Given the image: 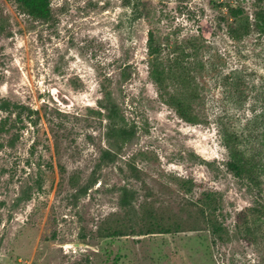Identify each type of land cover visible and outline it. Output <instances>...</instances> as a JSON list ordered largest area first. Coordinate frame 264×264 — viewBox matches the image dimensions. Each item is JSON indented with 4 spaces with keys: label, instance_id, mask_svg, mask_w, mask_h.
<instances>
[{
    "label": "rangeland",
    "instance_id": "rangeland-1",
    "mask_svg": "<svg viewBox=\"0 0 264 264\" xmlns=\"http://www.w3.org/2000/svg\"><path fill=\"white\" fill-rule=\"evenodd\" d=\"M50 3L0 0V264H264V36L228 33L264 2Z\"/></svg>",
    "mask_w": 264,
    "mask_h": 264
},
{
    "label": "trees",
    "instance_id": "trees-1",
    "mask_svg": "<svg viewBox=\"0 0 264 264\" xmlns=\"http://www.w3.org/2000/svg\"><path fill=\"white\" fill-rule=\"evenodd\" d=\"M9 1L14 2L18 6L20 11L23 14L29 16L32 19V21L35 22L41 21V22L49 23L54 18L51 10L50 0H9ZM258 1L259 3L264 2V0H258ZM124 2L126 3V5H130L133 2V0H124ZM230 13L231 16L234 18V20L236 21V25L230 26L228 30V33L232 39L240 40L241 38L251 35V33L254 31L260 36H264V8H260V10L256 12L253 22L250 21V18L248 16L244 15V10L240 7L237 8L231 7ZM148 50H149V55L152 56L153 60L155 61V63H152L150 66L151 77L154 81H156L162 87H164L163 83H165V75L162 78L163 76L162 72L165 69L159 67V65L162 63L161 62L158 63V58L155 57L157 54H160V49L159 47L156 46L155 37L153 35H151L149 38ZM233 77H234L233 83L239 86L242 83L241 82L242 74L237 73L235 75L234 73ZM172 96L173 97L171 98V100H169V102H167V104L174 107L182 119L191 122L192 120L188 117L185 108H183L184 99L177 98L176 95H172ZM17 109H19V112H17V119L14 120L15 123L21 121V117L23 114L22 111H26L27 108L22 107L18 104H14L9 100H4L0 103V111L8 114L7 117L1 118L0 120V134L5 131V127L7 124L12 125L11 116L15 111H17ZM29 112L32 113L31 110H29ZM118 117H119V112L117 108H113L112 111L108 114V119L110 120H117ZM113 131L115 132L116 137L121 139L122 143L131 140V138L134 136V131L124 126L121 128H114ZM1 147L2 144L0 142V148ZM104 158L108 160H113L114 156H111L110 154L107 153V155ZM244 165L245 164H243L241 160L239 161L230 160L227 163L228 169L238 177H244V172L246 170ZM122 203L126 205L125 204L126 202L124 200Z\"/></svg>",
    "mask_w": 264,
    "mask_h": 264
}]
</instances>
